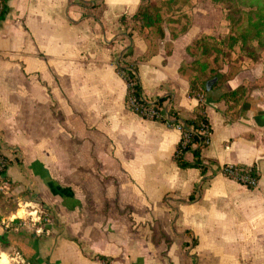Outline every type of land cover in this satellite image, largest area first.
Segmentation results:
<instances>
[{"label":"crops","instance_id":"obj_1","mask_svg":"<svg viewBox=\"0 0 264 264\" xmlns=\"http://www.w3.org/2000/svg\"><path fill=\"white\" fill-rule=\"evenodd\" d=\"M5 2L0 149L10 186L44 214L38 232L0 225V253L29 264H264V58L245 56L199 96L186 50L195 35L121 24L140 0ZM130 48L143 94L165 96L163 114L204 105V170L176 163L179 128L127 105L115 64ZM241 84L236 106L219 98ZM226 163L253 165L257 184L225 176Z\"/></svg>","mask_w":264,"mask_h":264},{"label":"trees","instance_id":"obj_2","mask_svg":"<svg viewBox=\"0 0 264 264\" xmlns=\"http://www.w3.org/2000/svg\"><path fill=\"white\" fill-rule=\"evenodd\" d=\"M226 2V19L229 21V28L226 35L227 44L225 49H233V47L238 44L239 47L245 51L246 57H249L252 60H257L260 57L257 48L264 44V0H226ZM6 8V2H4L0 10V19L4 16ZM119 19L121 24L127 29L129 35H131L133 31L140 32L146 26L152 25L156 27L159 37L164 36V29L160 23L162 19L160 6L152 0H140L137 10L132 15L129 17L121 15ZM217 39L218 40L215 39V42L218 44L213 43L214 46L207 44L201 45L200 53L204 58L194 59L189 62L188 67L191 71L189 92L191 94H199L200 96L202 91L217 86L221 83L220 80L222 78L225 80L227 77L231 76L232 72H234H229L225 77V71H223L222 65L220 64V67H218L217 64H214L219 60L217 58V52L222 51L220 46L224 42V38ZM194 40L187 45V51L188 47L190 48V45L195 42ZM213 51L217 54L211 56ZM131 53L132 48L123 52L116 60L115 64L119 73L120 70H124L125 76L123 78L125 80L131 79L133 81L131 86H127L125 95V101L130 109L131 106L127 102L129 94L142 100L141 93L143 91L136 74V62L129 59ZM119 63H121L122 66H119ZM195 63H197V66H194ZM215 68H217L218 72ZM245 90L246 86L241 84L235 88L223 91L219 98L228 102L229 107H233L242 99ZM164 98L165 96L157 97L152 101L151 105L160 110ZM132 110L135 111L134 109ZM169 112L174 116L172 122L177 119L183 121L184 130L187 129L188 131V128L192 127V131L189 132L187 140L184 141L183 133H181V137L174 150V159L176 163L180 167L198 166L201 170H204L205 166L201 160V151L208 144L211 134V127L204 105L198 104L195 107L193 116L190 118H180L173 109H170ZM186 153H191L192 160H187L185 158ZM252 173L258 179L257 170L253 169ZM5 177L8 178L9 176L5 174ZM13 224L14 223L11 225ZM104 264H108V261H104Z\"/></svg>","mask_w":264,"mask_h":264},{"label":"rangeland","instance_id":"obj_3","mask_svg":"<svg viewBox=\"0 0 264 264\" xmlns=\"http://www.w3.org/2000/svg\"><path fill=\"white\" fill-rule=\"evenodd\" d=\"M152 1L160 6L162 14L160 23L163 29L169 31V37L171 39H174L176 36L181 35L188 30L190 31V35H195V37L192 38V40L195 39V42L190 45V48L188 47L187 51L192 60L204 58V56L200 53L202 44L214 46L213 43L218 44L217 42H215V39L218 40L217 38H224V42L220 46V48H222V51L217 52V58L219 60L214 64H217L218 67H220V64L222 65L223 71H225V77L229 72L236 71L241 67V65H243V59L246 56V53L239 47L238 44L234 46L233 49H225L227 44L226 35L229 28V21L226 19V0ZM151 27L152 29L150 30H153L155 35L158 36L159 34L156 30V27L150 25V28ZM189 43L187 45H189ZM257 50L258 53L264 58V44L261 47H258ZM217 53L213 51L211 56ZM194 66H197V63H195ZM215 70L217 71V68H215ZM223 81L224 78L220 80L221 83ZM11 161V159H7V166ZM6 169L5 174L7 171ZM29 198H32V194L29 191H16V189L12 187V184L10 186V181L8 188H0V225L3 228H11L13 227V225L11 224L14 223L18 227H24L34 231L35 226L32 225L30 219V216L32 215H28L30 214L29 211L34 208L31 205L25 204V202ZM33 212L34 214H41V216L42 214H44L40 213L37 208ZM18 214L22 217H18ZM5 216L14 217V220L11 221L7 226L3 222ZM41 216L39 217V220H42L43 217ZM24 220L26 221L25 224L20 223ZM38 223L39 222L36 221L35 225H37ZM0 255L2 257V260L6 259V253H0Z\"/></svg>","mask_w":264,"mask_h":264},{"label":"built area","instance_id":"obj_4","mask_svg":"<svg viewBox=\"0 0 264 264\" xmlns=\"http://www.w3.org/2000/svg\"><path fill=\"white\" fill-rule=\"evenodd\" d=\"M5 0H0V10L4 4ZM119 66H122L119 63ZM120 74L124 77V70H120ZM127 86H131L133 81L131 79L125 80ZM202 96V94H200ZM141 99H137L132 94H129L128 96V104L131 106V109H134L139 115L147 117V118H157V119H163L167 123H169L172 126H176L181 130V133H183L184 141L188 139L189 132L192 131V127L184 130L183 127V121L181 119H177L174 122V116L172 114H163L160 110L155 108L151 105L153 100H150L147 98L143 92L141 93ZM9 156L0 149V188H8L9 187V181L8 178L5 177V169L7 167V159ZM253 165H241V164H234V163H226L222 166L221 171L222 173L236 181H239L247 186H255L257 184V177L252 173ZM32 225H34V231L38 232L40 231L41 227L38 225H35L36 221H39V215L34 214L33 212L29 211ZM36 215V216H35ZM35 216V217H34ZM18 217H22L18 214ZM37 217V218H36ZM16 218V216H15ZM14 220V217L11 216H5L3 222L7 226L11 221ZM20 223H26V221H21ZM2 257L0 255V264H29L27 262H24L22 259L17 257V254L14 255H7L5 260H2Z\"/></svg>","mask_w":264,"mask_h":264},{"label":"bare ground","instance_id":"obj_5","mask_svg":"<svg viewBox=\"0 0 264 264\" xmlns=\"http://www.w3.org/2000/svg\"><path fill=\"white\" fill-rule=\"evenodd\" d=\"M27 206V205H26ZM18 212V211H17Z\"/></svg>","mask_w":264,"mask_h":264}]
</instances>
